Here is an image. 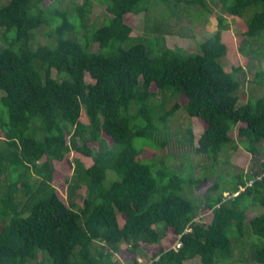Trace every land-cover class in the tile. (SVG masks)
Wrapping results in <instances>:
<instances>
[{
    "label": "trees",
    "instance_id": "obj_1",
    "mask_svg": "<svg viewBox=\"0 0 264 264\" xmlns=\"http://www.w3.org/2000/svg\"><path fill=\"white\" fill-rule=\"evenodd\" d=\"M64 1L0 3V264H121L109 248L122 242L135 254L158 246L151 264L196 256L264 264V212L248 215L264 207V159L247 179L236 173L203 194L194 190L209 174L201 180L192 163L166 160L195 152L213 161V172L230 146L262 153L264 69L254 79L263 93L239 104L241 66L229 70L221 59L224 14L242 17L252 7L245 35L260 38L264 0H216L218 29L196 52L169 47L165 36L175 15L198 7L200 16L209 0ZM95 3L106 15L90 24ZM141 13H153V30L134 39L127 15ZM43 28L45 43L37 40ZM180 109L205 123L197 139L191 124L174 139L169 121ZM174 141L158 163L144 156ZM72 151L93 162L74 160L66 202L55 162ZM168 237L179 245L166 247Z\"/></svg>",
    "mask_w": 264,
    "mask_h": 264
},
{
    "label": "rangeland",
    "instance_id": "obj_2",
    "mask_svg": "<svg viewBox=\"0 0 264 264\" xmlns=\"http://www.w3.org/2000/svg\"><path fill=\"white\" fill-rule=\"evenodd\" d=\"M8 0H0V3H6ZM70 0H65L64 3H68ZM77 2H82L83 0H75ZM210 1V11L204 12V14L198 16L197 11L201 8L198 7H187L182 11V14L175 15L171 20L172 22V32L166 33L165 43L169 47L182 46L187 51L196 52L199 49V44L213 35L218 29V15L222 13L219 7V3L215 0ZM253 14V8L250 7L246 10L242 17L234 16L231 14H224L226 21H228L229 26L223 31V39L228 45V54L221 59L222 64L229 70L233 66H241L240 79L242 81V87L240 89V100L239 104L245 103L249 100V96L261 95L263 89L255 83L256 72L262 68L264 69V50L262 52H257V48L264 46V33L260 38L250 39L245 35L247 30L248 21ZM106 15V8L104 5L95 3L92 11L89 14V23L94 22L101 23ZM153 13H141V14H128L127 21L133 25V38L136 39L138 36L148 37L150 31L153 30ZM45 28L41 29L37 35V40L41 43L47 41V37L44 36ZM156 89V86H153ZM249 98V99H248ZM250 99V100H251ZM175 100L169 103V107L174 104ZM191 124L196 139L200 136L205 128V123L195 117L190 118L184 109H180L174 117L169 121L170 130L176 139L182 132H184V127ZM4 137L0 135V140ZM175 141L170 144L168 148H146L144 156L151 158L158 163L160 155H168L171 150L174 149ZM262 153L254 156L243 147H238L233 149L231 146L223 152L219 157V161L214 163V171L209 172V167L213 164L211 159L202 157L195 152H188L187 157L178 155L167 156L166 160L168 163H172L181 166L183 161L192 163L194 176L200 177L201 180L204 179L206 175H210V179L202 186L200 189H195L194 193L203 194L214 181H221L222 185L226 183L229 177L236 173H242L243 178L247 179L248 174H254L255 171L260 170V160L264 159V141L260 144ZM184 153V151L179 152ZM80 158L87 165H90L93 161L90 157L82 155L81 153L72 151L67 155V158L63 161L55 162L56 176L55 185L57 187V192L62 199L68 202L67 194V181L74 172V160ZM222 159L226 162H220ZM110 177L115 173L113 171H108ZM219 175H222L220 178ZM243 189V188H241ZM79 193V192H78ZM80 193H85V188L81 189ZM79 193V195H80ZM81 196V195H80ZM76 196L79 201L81 197ZM264 212V207L255 206L249 211V217L257 213ZM211 211L203 212L200 217L206 221L211 217ZM179 239L168 237L165 242L166 247L179 245ZM146 255L142 253H132L128 249L126 242H122L118 245L117 249L109 248L114 253V259L120 261L121 264H133L134 259L138 258L139 261L145 262L146 264L152 263V253L158 250V246H146ZM186 264H203L201 257L196 256L193 259L186 261Z\"/></svg>",
    "mask_w": 264,
    "mask_h": 264
},
{
    "label": "built area",
    "instance_id": "obj_3",
    "mask_svg": "<svg viewBox=\"0 0 264 264\" xmlns=\"http://www.w3.org/2000/svg\"><path fill=\"white\" fill-rule=\"evenodd\" d=\"M252 182H250L249 184H251Z\"/></svg>",
    "mask_w": 264,
    "mask_h": 264
}]
</instances>
